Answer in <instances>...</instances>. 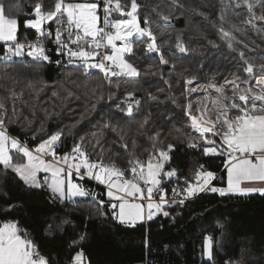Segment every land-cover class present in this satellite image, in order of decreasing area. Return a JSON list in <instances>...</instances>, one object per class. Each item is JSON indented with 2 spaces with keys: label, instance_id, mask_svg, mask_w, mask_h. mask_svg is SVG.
<instances>
[{
  "label": "snow or ice",
  "instance_id": "6c2138e0",
  "mask_svg": "<svg viewBox=\"0 0 264 264\" xmlns=\"http://www.w3.org/2000/svg\"><path fill=\"white\" fill-rule=\"evenodd\" d=\"M219 2L218 22H211L219 43L208 39L203 32L197 38L207 40L213 48L225 46L235 53L236 71L231 78H224L223 83L215 79L200 83L195 75L183 76L181 96L185 102L179 103L175 95L167 98L181 109L176 114L181 126L172 122L165 131L163 125H151V113H148L130 136L129 130L111 118L97 131L86 135H78L75 129L97 111L96 105L101 102L115 103L118 112L129 121L136 120L141 101L136 98L135 90L126 91L117 102L115 93L109 92L106 98L102 91L98 93L101 85L97 84L91 89L95 104L86 108L71 126L48 132L46 122L58 115L54 104L51 111L41 106V96L49 86L42 84L37 88L28 81L25 87L17 88L21 81L8 69L34 63L38 71L44 64L53 63L47 45L55 44L57 56L66 58L67 65L83 74L85 89L93 70L102 73L108 84L113 78L136 81L142 76H151L159 77L171 89V82L164 80L163 67L170 66L168 74L172 75L180 62L196 52L185 41L183 33L175 34L173 39L167 32L174 12L185 7L182 0H32L23 26L34 30V40L20 38L21 5L0 0V80L10 82V85L0 83V89L6 93L0 94V171L4 175L11 171L29 189L46 190L52 203L90 198L98 204L101 216L107 215L102 211L107 207L113 220L130 226L152 221L158 215L170 217L168 208L183 207L200 193L221 197L252 193L264 196V47L255 41L251 42L254 47H250L238 40L236 33L247 35V30L233 23V18L241 15L236 10H245L247 16L243 22L264 39V0ZM198 14L208 19L207 13ZM256 21L260 22L259 26ZM138 52L148 60L155 57V70L153 66L146 71L138 66L134 60ZM64 63L61 59L55 61L57 66ZM64 93L61 96L60 91H52L51 96L62 103L80 98L68 88ZM147 95L158 100L151 93ZM38 109L44 113V119L40 128L32 131V141L39 137L33 145L29 143L27 132L36 122ZM13 125L25 132L24 139L11 134ZM109 134L116 136L111 145ZM68 136L73 138L72 146L61 152ZM168 136L189 149H202L205 157H222L225 186H217L214 181L223 178L200 164L191 179L185 178L183 187L177 184L169 193L166 185L173 178L179 180V176L175 168L169 167L176 144H165ZM140 138L147 142V147L141 146ZM115 145H119L116 150ZM142 154H146L144 158ZM114 157L124 158L127 167H121ZM85 178L104 186V193L85 187L82 183ZM101 195L104 198H100ZM14 207L10 204L4 211L10 213ZM62 223L68 221L65 219ZM217 227L223 225L217 221ZM85 239L82 234L72 243L75 245ZM218 246L219 241L212 235L204 236L202 256L208 264H216ZM0 264L52 262L42 254L19 221L9 220L0 223ZM71 264H91V260L81 248L71 257ZM225 264L239 262L229 259Z\"/></svg>",
  "mask_w": 264,
  "mask_h": 264
},
{
  "label": "trees",
  "instance_id": "16d2710c",
  "mask_svg": "<svg viewBox=\"0 0 264 264\" xmlns=\"http://www.w3.org/2000/svg\"><path fill=\"white\" fill-rule=\"evenodd\" d=\"M8 2L21 5L19 10L21 38L24 33L30 32L24 28L23 19L30 12L32 0H8ZM182 2L185 7L174 12L167 32L173 35V39L175 34L183 33L185 41L195 48L196 52L180 62L177 71L172 75L168 74L170 66L163 67L164 80L171 82V89L159 77L151 76H142L136 81L113 78L112 83L108 84L98 71H93L88 81V88L85 89L83 74L66 63L64 66H57L55 61L57 59L64 61L65 58L56 55H51L53 63L44 64L38 71L35 70L38 66L34 63L16 66L15 70L9 68L8 71L21 81L17 88L25 87L28 81L37 88L42 84L49 86L41 96V106L51 111L54 104V111L58 115L46 122L48 132H53L59 127L71 126L86 108L95 104L96 97L92 95L91 89L97 84L101 85V88L97 89L98 93L102 91L105 98L109 92L115 93L117 102L123 99L126 91L135 90L136 98L141 101V110L136 120L129 121V118L118 112L115 103L101 102L96 105L97 111L75 129L78 135L97 131L102 123L111 118L114 123L119 121L121 126L129 130L131 136L148 113H151V125L155 127L163 125L167 131V126L172 122L180 127L176 114H179L181 109L167 98L175 95L179 103L185 102V98L181 96L183 76L195 75L200 83L212 79L222 83L224 78H231L232 73L236 71L237 63L236 54L225 46L213 48L207 40L197 38L199 33L203 32L208 39L217 40L219 43L216 29L211 23L218 22L221 10L219 0H182ZM236 11L241 12V15L239 18H233V23L247 30V35L236 33L237 39L248 43L250 47H254L252 41L264 47V39L243 22L247 16L246 11L243 9ZM199 12L207 13L208 19L199 15ZM256 23L260 25L259 21ZM134 60L142 70L146 71L150 66L155 70V57L148 60L142 52H138ZM68 73L72 75L69 76ZM73 81L75 84L72 83ZM0 83L10 85L7 80H0ZM77 84L80 85L79 88L76 87ZM65 88L75 91L80 98L62 103L61 100L51 96L52 91H60L63 96ZM148 93L158 97V100L150 99ZM0 94L6 93L0 89ZM27 96L26 90L25 98ZM159 101L165 102L159 103ZM36 115L37 119L32 125V130L27 132L29 143L33 145L38 142L39 137L37 141H32V131L38 130L44 119V113L39 109ZM169 117H172V121H169ZM10 131L12 135L25 138V132L16 125L11 126ZM114 139H116L115 134H109V145ZM71 142L73 143V138L68 136L61 151H66ZM164 142L176 144L169 167L177 170L179 180L173 178L166 185L169 193L173 185L184 186L185 178L191 179L200 164L223 178L214 181L217 186H225L226 174L223 171L222 157H205L202 149H189L184 143L173 140L171 136H168ZM140 143L142 147H147V142L143 138H140ZM113 148L116 150L119 145ZM137 151L141 154L139 149ZM144 155L146 154H142L141 158H144ZM114 158L121 167H127L124 158ZM82 183L97 193L103 194L105 191L104 186L97 185L87 178ZM100 198L104 197L101 195ZM10 204L15 207L10 213H6L4 209ZM97 209L98 204L90 198H76L74 202L65 204L59 201L52 203L46 190L29 189L11 171L6 175L0 171V223L9 220L19 221L20 226L28 231L42 254L46 255L52 264H70L75 251L81 248L91 260V264H208L202 256L205 235H212L215 241H219V246L215 248L216 264H225L229 259L234 261L243 253L248 255L245 264H264V196L259 193L226 197L207 192L200 193L186 201L183 207L168 208L170 217L158 215L152 221L137 222L135 226L123 225L113 220L111 211L107 207L102 209L107 213L104 216H101ZM65 219L68 223H62ZM217 221L223 225L222 228L217 227ZM49 225L52 227L49 228ZM82 234L86 239L74 245L72 242L78 241Z\"/></svg>",
  "mask_w": 264,
  "mask_h": 264
},
{
  "label": "built area",
  "instance_id": "2783aa9c",
  "mask_svg": "<svg viewBox=\"0 0 264 264\" xmlns=\"http://www.w3.org/2000/svg\"><path fill=\"white\" fill-rule=\"evenodd\" d=\"M24 37H27L29 40H34L35 39V32H34V30L33 31H30L29 33H24L22 35L21 39H24ZM47 46L51 50V55H56L57 56L56 50H55V48H56L55 44H48ZM93 71H98V70H93ZM70 264H71V262H70Z\"/></svg>",
  "mask_w": 264,
  "mask_h": 264
},
{
  "label": "rangeland",
  "instance_id": "374dc122",
  "mask_svg": "<svg viewBox=\"0 0 264 264\" xmlns=\"http://www.w3.org/2000/svg\"><path fill=\"white\" fill-rule=\"evenodd\" d=\"M64 62L66 63V58L64 59ZM71 146H72V142L69 144V146H68L66 151L70 150ZM61 152H65V151H61ZM225 179H226V177H225ZM174 186H176V185L171 186V188H173ZM181 187H183V186H181ZM247 260H248V255L246 253H243L242 256H240L238 259H236L234 261L239 262V264H245Z\"/></svg>",
  "mask_w": 264,
  "mask_h": 264
},
{
  "label": "crops",
  "instance_id": "0c3cea01",
  "mask_svg": "<svg viewBox=\"0 0 264 264\" xmlns=\"http://www.w3.org/2000/svg\"><path fill=\"white\" fill-rule=\"evenodd\" d=\"M29 30V29H28ZM30 31H33V30H30ZM95 182V181H94Z\"/></svg>",
  "mask_w": 264,
  "mask_h": 264
}]
</instances>
